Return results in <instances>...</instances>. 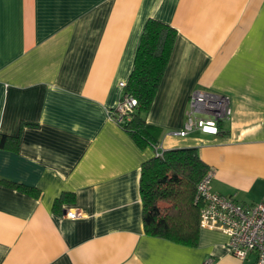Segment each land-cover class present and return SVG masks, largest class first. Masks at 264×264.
<instances>
[{"label": "crops", "instance_id": "1", "mask_svg": "<svg viewBox=\"0 0 264 264\" xmlns=\"http://www.w3.org/2000/svg\"><path fill=\"white\" fill-rule=\"evenodd\" d=\"M149 18L176 30L145 115L159 149L196 146L212 191L264 199V0H0V134L19 137L0 148V264H257L221 230L199 227L195 245L144 230L140 171L156 150L109 111ZM197 89L228 96L231 114L217 134L179 136Z\"/></svg>", "mask_w": 264, "mask_h": 264}, {"label": "trees", "instance_id": "2", "mask_svg": "<svg viewBox=\"0 0 264 264\" xmlns=\"http://www.w3.org/2000/svg\"><path fill=\"white\" fill-rule=\"evenodd\" d=\"M176 37L174 27L157 19L146 20L134 58L133 69L125 91L137 105L121 125L140 147L160 143L161 129L146 121L161 82ZM19 137L0 134V148L17 149ZM209 167L198 154L196 146L163 150L141 165L139 191L144 230L177 243L195 245L199 236L200 204L195 202L196 185ZM6 184L39 195L33 187L5 181ZM73 199L72 193H62L54 201L59 210L62 202Z\"/></svg>", "mask_w": 264, "mask_h": 264}, {"label": "built area", "instance_id": "3", "mask_svg": "<svg viewBox=\"0 0 264 264\" xmlns=\"http://www.w3.org/2000/svg\"><path fill=\"white\" fill-rule=\"evenodd\" d=\"M127 81L119 82L120 99L109 111L111 118L122 125L137 105L136 99L125 91ZM231 114L229 97L200 90L193 91L188 100L184 126L175 133L186 136L199 130L206 134H217L219 122ZM156 155H161L159 147ZM213 171L208 169L196 185L195 202L200 204L199 227L221 230L228 235L227 248L240 260L254 255L257 264H264V199L254 204H244L232 196L222 195L211 189ZM69 218L78 217L76 210L67 211Z\"/></svg>", "mask_w": 264, "mask_h": 264}]
</instances>
